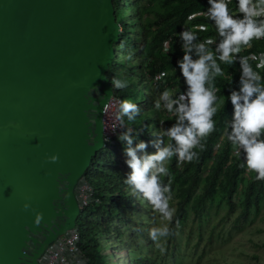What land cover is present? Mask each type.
I'll return each mask as SVG.
<instances>
[{
  "label": "water",
  "instance_id": "95a60500",
  "mask_svg": "<svg viewBox=\"0 0 264 264\" xmlns=\"http://www.w3.org/2000/svg\"><path fill=\"white\" fill-rule=\"evenodd\" d=\"M119 34L113 0H0V264H40L76 228L75 188L105 146Z\"/></svg>",
  "mask_w": 264,
  "mask_h": 264
},
{
  "label": "trees",
  "instance_id": "16d2710c",
  "mask_svg": "<svg viewBox=\"0 0 264 264\" xmlns=\"http://www.w3.org/2000/svg\"><path fill=\"white\" fill-rule=\"evenodd\" d=\"M113 1L120 34L107 77L110 81H128L126 88L114 89L115 95L139 105L141 113L131 126L142 133L140 139L149 141L159 132L161 120L163 127L172 122L165 111L155 110L157 92L164 87L179 92L185 87L176 65L183 53L175 32L190 22L207 25L208 31L199 33L201 39L213 33L212 23L198 14L207 8V0ZM192 14H197L196 18L189 20ZM165 43L169 51L163 53ZM222 67L225 77L216 80L221 100L227 96L228 87H235L239 79L238 63ZM261 75L264 76V70ZM154 76L161 79L153 86ZM218 104L216 131L202 141L204 147L197 149L198 159L188 163L173 157L167 164L170 175L164 181L171 184V204L176 213L173 234L166 239L169 245L163 253L148 236V228L157 221L156 215L131 196L123 183L124 174L114 157L115 151L124 152L123 143L117 138L107 140L105 147L93 156L84 180L93 188L95 201L85 206L76 220L78 247L87 256L88 264H212L217 260L219 264H247L229 255L230 251L242 249L231 240L233 230H245L246 242L264 248V227L257 226L264 207V180H256L255 173L246 174V167L240 166L242 156L236 155L223 136L224 122L231 118L232 106L230 102L226 107L220 101ZM124 119L128 123L127 117ZM148 150L154 151L151 144ZM177 219L179 225L175 223ZM113 221L118 225L111 227ZM103 239L104 244L100 243ZM107 245L121 255L105 252ZM245 253L264 264V257L258 252Z\"/></svg>",
  "mask_w": 264,
  "mask_h": 264
},
{
  "label": "clouds",
  "instance_id": "9594fccd",
  "mask_svg": "<svg viewBox=\"0 0 264 264\" xmlns=\"http://www.w3.org/2000/svg\"><path fill=\"white\" fill-rule=\"evenodd\" d=\"M232 3L233 0H207L208 6L203 10V15L214 26L215 36L201 39L199 33L208 31L207 25H196L195 30L183 26L178 33L183 55L177 58L176 65L185 87L179 92L168 87L159 91L154 100V108L165 111L172 122L163 127L164 121L161 120L159 132L154 134V139H140L142 133L131 126V122L141 113L139 105L115 95L114 89L126 88L128 81L119 78L110 81L113 86L111 97L121 99L116 119L124 131L116 138L124 145L125 164L128 168L123 183L131 196L149 206L159 218L148 228V236L161 251V241L173 234L172 224L176 213V209L171 207L174 199L171 184L164 181L170 175L167 164L173 157L178 162L188 163L198 159L197 149L204 147L202 141L216 131L217 121L214 117L220 110L218 101L225 107L228 102L232 106L231 118L224 122L223 136L236 155L242 156L240 166L246 167V174L248 171L255 173L256 180H264V76L261 75V70H264V53L240 55L252 47L254 40L264 39V0H235V7L230 8ZM196 15L192 14L188 19H195ZM165 51L169 49L165 48ZM128 59H131V55ZM237 63L239 79L235 82L236 86L228 87L227 96L224 95L225 98L221 100L217 95L220 89L216 80L218 77H225L222 65L232 66ZM154 77L151 78L153 86L156 84L153 82ZM161 77H157V80ZM92 90L93 87L89 89ZM90 122L95 124L96 121ZM104 138L106 144L105 135ZM149 144L154 151L148 150ZM216 148L217 145L215 150ZM46 160L56 163L59 155L52 154ZM64 199H70V194L65 193ZM23 208H31L28 200L23 203ZM83 208L80 207L81 210ZM33 211V223L39 227L43 221V213ZM175 223L179 225V220H175ZM81 252L88 264L87 256ZM106 252L114 256L121 255L119 250L110 249ZM80 264L84 262L81 261Z\"/></svg>",
  "mask_w": 264,
  "mask_h": 264
},
{
  "label": "built area",
  "instance_id": "2783aa9c",
  "mask_svg": "<svg viewBox=\"0 0 264 264\" xmlns=\"http://www.w3.org/2000/svg\"><path fill=\"white\" fill-rule=\"evenodd\" d=\"M235 7V0L230 5V8ZM205 11V10H204ZM198 13L201 16L203 12ZM205 17V16H204ZM196 25H205L203 23H185L181 26V28L175 32V35L182 30L183 26L195 29ZM213 29L214 26L212 25ZM215 29L213 33L209 36H215ZM264 39L252 42V47L240 53L242 56H247L250 54L255 53L259 55L264 53ZM165 48H168V45L165 43L163 48V53H165ZM254 63V62H253ZM240 71V70H239ZM262 71V70H261ZM157 77L153 78V82L156 83ZM121 102V99L117 96H113L110 98L105 114L103 119V126H104V135L107 140H113L116 138L124 128L119 126V121L116 119V115L118 112V106ZM127 126V123H126ZM76 195L78 198V202L81 208L86 206L87 204L91 203L95 199L92 197L93 189L92 187L85 181L81 180L78 185L76 186ZM79 231L74 228L69 230L64 235L60 236L44 253L40 260V264H80L81 261L86 264V258L84 257L83 253L78 248L77 244L79 242Z\"/></svg>",
  "mask_w": 264,
  "mask_h": 264
},
{
  "label": "rangeland",
  "instance_id": "374dc122",
  "mask_svg": "<svg viewBox=\"0 0 264 264\" xmlns=\"http://www.w3.org/2000/svg\"><path fill=\"white\" fill-rule=\"evenodd\" d=\"M146 81L147 80L144 79L143 83H145ZM158 95H159V92H157V97H158ZM142 106H143V109H145V107H144L145 105H142ZM114 157L119 161L118 163H119L120 170L123 172V174H125L128 171V168H127V165L125 164L124 152H122L121 150H117L114 153ZM171 207L175 208V205L171 204ZM158 219L159 218L156 216V220H158ZM257 221H258L257 226L264 227V207L261 209V213H260L259 217L257 218ZM117 225H118V223L116 221H113L111 223V227H114ZM244 231L245 230H243V232L240 230H233V236H232L231 240H234V242H237L241 246V248L244 249L245 251L242 249H237L235 251H230L229 255L232 257L239 258L240 260H243L247 264H258L257 261H253L251 258H249L247 255L248 253H245V252L256 251V252H258L260 257H264V248L254 247V246L250 245L248 242H246L245 241L246 235H243ZM104 242H106L105 239H103V242L100 241V243H103V244H104ZM146 243H148V240H145V244ZM168 245H169L168 241H166V240L161 241V247L163 248V251H161L162 253L164 252L165 247H167ZM109 248L110 247L107 245V249H105V252L109 251L110 250ZM212 264H219V261L217 260L215 263H212ZM221 264H222V262H221Z\"/></svg>",
  "mask_w": 264,
  "mask_h": 264
}]
</instances>
